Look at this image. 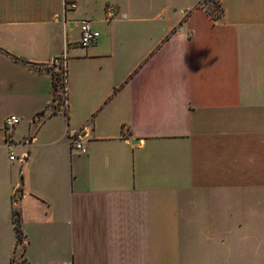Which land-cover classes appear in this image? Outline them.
Returning a JSON list of instances; mask_svg holds the SVG:
<instances>
[{
    "label": "crops",
    "instance_id": "obj_1",
    "mask_svg": "<svg viewBox=\"0 0 264 264\" xmlns=\"http://www.w3.org/2000/svg\"><path fill=\"white\" fill-rule=\"evenodd\" d=\"M201 1L0 0V264H264V0Z\"/></svg>",
    "mask_w": 264,
    "mask_h": 264
},
{
    "label": "built area",
    "instance_id": "obj_2",
    "mask_svg": "<svg viewBox=\"0 0 264 264\" xmlns=\"http://www.w3.org/2000/svg\"><path fill=\"white\" fill-rule=\"evenodd\" d=\"M65 6L70 7L72 9L76 8L75 3H70V4L66 3ZM80 30H81V38L78 42V45L80 47L82 48L90 47L97 41L99 34L97 31L93 29L90 21L88 20L82 21ZM49 65L53 72L54 85L57 84V86L55 87L57 91L56 105L59 106L62 112L67 114L68 57L66 55V51L61 56L53 58L50 61ZM20 122L21 119L18 116L9 115L5 119L4 129L8 134L6 140V146L10 150V159L11 160L19 159L21 162H24L28 158V155L25 154L21 157H18V155L13 150L15 144L13 141L12 133L16 128V126L20 124ZM67 142L71 151L76 150L82 155H86L88 153V149L82 143L81 132H68ZM22 196H23V192L20 189L15 190L13 194V202L17 204Z\"/></svg>",
    "mask_w": 264,
    "mask_h": 264
},
{
    "label": "trees",
    "instance_id": "obj_3",
    "mask_svg": "<svg viewBox=\"0 0 264 264\" xmlns=\"http://www.w3.org/2000/svg\"><path fill=\"white\" fill-rule=\"evenodd\" d=\"M216 1H218V0H212L211 1V3H210V6L212 5V4H216ZM205 2V0H203V3ZM218 4V3H217ZM219 5H220V3H219ZM209 6V7H210ZM219 7H221V5L219 6ZM211 8V7H210ZM211 14L213 15V17L215 18V19H219L220 17H221V14H222V12H223V10H222V7H221V13H219V14H216L215 13V11H214V9L213 8H211ZM57 86V84H55L54 85V87H56ZM55 91H56V88H55ZM57 92V91H56ZM57 99V98H56ZM15 223H16V228H17V233H18V236L20 237V238H22L23 237V231H22V229H21V218H20V214H19V212L18 211H16L15 212Z\"/></svg>",
    "mask_w": 264,
    "mask_h": 264
},
{
    "label": "rangeland",
    "instance_id": "obj_4",
    "mask_svg": "<svg viewBox=\"0 0 264 264\" xmlns=\"http://www.w3.org/2000/svg\"><path fill=\"white\" fill-rule=\"evenodd\" d=\"M201 3H203V2H201ZM218 3V4H217ZM204 4V3H203ZM220 5H219V1H216V4H212L210 7L211 8H213L214 9V11H215V13L216 14H219V13H221V7H219ZM209 7V8H210ZM210 8V9H211ZM66 55H67V57H68V52L66 51Z\"/></svg>",
    "mask_w": 264,
    "mask_h": 264
}]
</instances>
